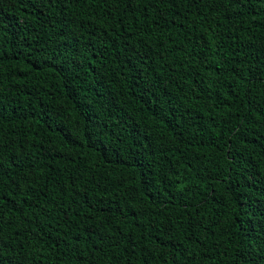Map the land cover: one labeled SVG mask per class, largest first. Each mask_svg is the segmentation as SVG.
Wrapping results in <instances>:
<instances>
[{"label":"trees","instance_id":"trees-1","mask_svg":"<svg viewBox=\"0 0 264 264\" xmlns=\"http://www.w3.org/2000/svg\"><path fill=\"white\" fill-rule=\"evenodd\" d=\"M0 264H264V0H0Z\"/></svg>","mask_w":264,"mask_h":264}]
</instances>
